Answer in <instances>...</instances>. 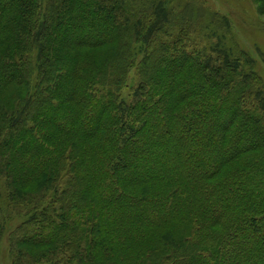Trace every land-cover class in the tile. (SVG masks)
Here are the masks:
<instances>
[{"label":"trees","instance_id":"1","mask_svg":"<svg viewBox=\"0 0 264 264\" xmlns=\"http://www.w3.org/2000/svg\"><path fill=\"white\" fill-rule=\"evenodd\" d=\"M187 20L0 0L12 264H264V81L241 49L189 51Z\"/></svg>","mask_w":264,"mask_h":264},{"label":"rangeland","instance_id":"2","mask_svg":"<svg viewBox=\"0 0 264 264\" xmlns=\"http://www.w3.org/2000/svg\"><path fill=\"white\" fill-rule=\"evenodd\" d=\"M155 1L165 2L176 18H188L187 21L191 25L189 41L186 42L189 51H202V55L208 56L214 54L211 50H215L219 45L221 50L229 51L235 56L241 49L254 59L256 71L264 81V16L258 13V6L254 0ZM139 46H137L138 49L144 51L143 47ZM139 55L142 59L143 54ZM135 74V71L131 74L129 88L124 92L128 100L130 95H133V89L137 83ZM8 204L5 183L0 179V207L4 208ZM8 221L0 247V264H12L11 234L20 222L15 217Z\"/></svg>","mask_w":264,"mask_h":264}]
</instances>
